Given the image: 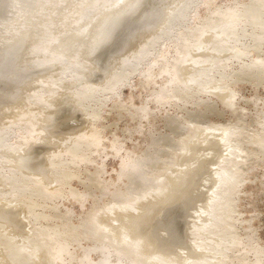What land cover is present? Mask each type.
<instances>
[{"label":"bare ground","instance_id":"6f19581e","mask_svg":"<svg viewBox=\"0 0 264 264\" xmlns=\"http://www.w3.org/2000/svg\"><path fill=\"white\" fill-rule=\"evenodd\" d=\"M246 85L264 91V0H0V264H264ZM218 103L236 122H197ZM106 109L132 125L108 139Z\"/></svg>","mask_w":264,"mask_h":264},{"label":"rangeland","instance_id":"374dc122","mask_svg":"<svg viewBox=\"0 0 264 264\" xmlns=\"http://www.w3.org/2000/svg\"><path fill=\"white\" fill-rule=\"evenodd\" d=\"M132 92H133V94L135 93L134 95L137 97V98H135L137 102L140 101L139 100L140 98L143 99V97L145 98L150 93V92H142V93L139 94V91L138 90L133 89V91H131L130 88L125 87L123 89L122 93H121L122 99H124V98L126 99L128 97V95L130 93H132ZM256 93L258 95H261V94H264V91L263 90L262 91L255 90L254 87H252L250 85H246L245 87H243V90L240 93H238L237 100H238V102H239V100H241L239 102V104L242 105V106H244V107H246V110L248 111L246 113H249L250 115L253 113V108L247 103V100H248V98L250 99V97L252 98L255 95H257ZM245 98H247V99H245ZM221 106H222L221 104H219V103L217 104V109L220 112L218 115H216V116H214V115H208V116H206L204 118H200L199 120L197 119V122H199V123L201 122V124L204 123V125L205 124L206 125L207 124H210L211 122H212V124H214V123L215 124H218V123L219 124H221V123L222 124H225V123L226 124H229V123L236 122V120H235L236 118L233 115H231L227 110H224V108H222ZM190 109H192V107L191 106H188V110H190ZM108 110L109 109H106V111L103 113V119L101 120V122H102L101 124H103L107 128L106 136L107 137L109 136L108 137V139H109L112 136L113 133L121 132L126 127L131 126L132 123L128 121V118L127 117H123L120 120L117 119L116 116H115V114L110 113ZM250 111H252V112H250ZM171 112H172L171 114L174 113V111H171ZM186 112H187V108L184 111H179L178 112V115H181L180 113H182V115H186ZM157 120L155 122L157 124L154 125V129H153V131L155 132L154 134L156 136L158 134L159 135L160 134L161 135L162 134H165V132H166V134H169L170 133V129L167 128L168 127L167 123L165 121H163L161 118H158ZM247 121H248L247 124H250L251 123V120H250L249 117L247 118ZM111 124H112V126H111ZM251 128L253 129V127H251ZM252 129H250V126H249V130H252ZM143 140L144 139H143V137L141 135L134 134L132 136V140H130V139L127 140L126 139L125 140V143L127 144L126 146H128L129 148L130 147L133 148L134 146L136 147V146H139V145H143ZM106 142H108V140H106ZM116 164H117V161L116 160H113L112 158H109L107 160V162H106V165H107L106 169H107V172H108L106 174V177L107 178H110L111 176L113 177L115 175L114 169L116 168ZM84 169H85L84 167H81V170L80 171H81V173H82V171L84 173H82L83 175H81L80 182L78 180V181H74L72 183V187H74L75 189L78 188V190H80V191H82L83 190V187H84L83 184L81 183V181L84 180L83 178L85 176ZM263 169H261L260 172L261 171H264ZM248 189H251L254 192H257V190H258L257 187H255V186L249 187ZM261 196H262V194H261ZM257 203L258 204L256 205V208H258V209L257 210H253L254 212H252V209L249 208L248 206L247 207H244V212L246 213V215H243L242 217H247V216H251V214L252 215L256 214V218L253 221V225L255 224L254 226L257 229V235L261 239V242L264 243V197H262L260 200H258ZM64 204L68 205L69 207L71 206V208H73L75 211H78V209H76L77 208L76 205H73V204H71L70 202H67V201H65ZM88 207H90V202H87L86 203V208H88Z\"/></svg>","mask_w":264,"mask_h":264}]
</instances>
